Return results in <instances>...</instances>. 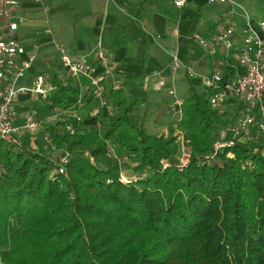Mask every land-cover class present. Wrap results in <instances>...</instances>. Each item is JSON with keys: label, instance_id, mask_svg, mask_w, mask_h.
<instances>
[{"label": "trees", "instance_id": "trees-1", "mask_svg": "<svg viewBox=\"0 0 264 264\" xmlns=\"http://www.w3.org/2000/svg\"><path fill=\"white\" fill-rule=\"evenodd\" d=\"M59 92L53 104L89 116L90 91L71 80ZM144 101L114 89L111 120L52 130L56 160L0 139V264H264L261 140L216 151L241 107L219 113L191 89L178 133L155 136ZM66 153V174L52 175Z\"/></svg>", "mask_w": 264, "mask_h": 264}, {"label": "crops", "instance_id": "crops-1", "mask_svg": "<svg viewBox=\"0 0 264 264\" xmlns=\"http://www.w3.org/2000/svg\"><path fill=\"white\" fill-rule=\"evenodd\" d=\"M15 1L12 13L25 20L15 35L26 50L22 59L36 56L19 87L30 89L35 79L43 75L49 88L47 99L29 92L19 96L15 103L18 126L23 125L29 115L42 122L46 120L49 126L64 123V126L61 124L63 129L91 125L97 122V114L111 120L115 112L110 104V93L123 89L131 101L142 95L145 98L138 107V114L150 135L171 136L181 118V105L191 89L207 97L203 81L222 62L219 49L213 55V47L204 48L192 39L197 32L210 40L218 31V21L226 7L209 5L207 0H187L182 8L175 7V0ZM250 13L255 19L264 15ZM60 47H65L72 55L87 56L95 71L68 77L61 64ZM99 49L108 58L107 67L96 59ZM176 59L180 63L178 68L174 67ZM189 69L195 73L193 78L187 74ZM97 77L104 78L103 91L101 98H94L89 116L85 110L65 109L64 105L60 117L47 116L45 103L50 100L51 91L60 90L61 85L73 80L85 96ZM102 99L106 101L105 106ZM36 102L42 103L40 111ZM78 117L83 119L81 123L77 122Z\"/></svg>", "mask_w": 264, "mask_h": 264}, {"label": "built area", "instance_id": "built-area-1", "mask_svg": "<svg viewBox=\"0 0 264 264\" xmlns=\"http://www.w3.org/2000/svg\"><path fill=\"white\" fill-rule=\"evenodd\" d=\"M186 2L175 0L174 5L182 8ZM207 3L226 7L218 21V31L212 39L207 40L197 32L192 35V39L204 48L213 47V55L219 49L223 57L222 62L203 81L207 100L213 109L241 107L237 123L223 130L227 138L226 135L222 136L216 144V151L234 147L244 140H261L264 153V15L255 19L239 0H207ZM15 4V0H0V139L20 145L18 138L23 133L37 135L43 130L44 122L29 115L23 125H16V101L25 92L47 99L49 88L43 75L35 79L32 88L19 87L20 80L34 65L36 56L22 59L26 50L15 35L25 20L12 13L11 7ZM59 51L62 67L68 77L76 78L82 73L95 71L94 64L87 56L72 55L65 47H60ZM96 59L105 67L108 66V58L102 49L98 50ZM174 67H180L177 59ZM108 73L106 70L105 74ZM187 74L190 78L195 76L191 69ZM103 81V77L93 80L90 92L95 97L101 98ZM105 105L106 101L102 99V106ZM55 121L57 119H53ZM77 122H82V119L78 117ZM66 131L73 134L75 128L68 126ZM181 137L183 141V135ZM44 140L49 141L50 135L45 134ZM108 154L114 156L112 145H108ZM229 157L234 156L229 154ZM70 158L69 153L61 157L59 168L52 171V175H65V166Z\"/></svg>", "mask_w": 264, "mask_h": 264}, {"label": "rangeland", "instance_id": "rangeland-1", "mask_svg": "<svg viewBox=\"0 0 264 264\" xmlns=\"http://www.w3.org/2000/svg\"><path fill=\"white\" fill-rule=\"evenodd\" d=\"M241 3H243L246 8L248 9V11H252L256 13L257 16L264 14V0H239ZM250 3V5H249ZM252 4V5H251ZM49 98L50 100L47 101V103H45L48 111L47 112V116L54 117V116H59V114H61L64 110V108L62 107V105H55L51 102V99H58L60 98V92L59 90H55V91H51L49 93ZM38 110H41L42 107V103H38L36 102ZM55 106H59L58 110L55 109ZM66 109V108H65ZM219 113H223L225 110H227L226 107H222L219 109H216ZM34 117V116H33ZM43 130L40 131L36 136H30V135H22L21 137L18 138V142L19 144H21L22 147H24L27 150L33 151L35 153L40 152V151H46L48 154L53 155V160H56L57 156L55 153V150H57L56 144L53 142L54 137H64L66 136L67 132L66 129H63L61 122H59L60 124H54L53 128H51V125L49 126L48 122L43 121ZM64 126V125H63ZM84 126V124H83ZM80 129H82V127ZM87 126V125H86ZM54 132H53V131ZM53 132V138L50 137L49 141H45L44 140V135L45 134H49ZM220 133L222 134L220 136V139L222 138V136L226 135L227 138V134L223 133V130L220 131ZM36 138V139H35ZM35 139V140H32ZM181 142H182V137H181ZM34 144L32 146H30L31 144ZM183 152H182V159H181V163L186 165L189 162V152L187 151L186 147H183ZM57 163V161H56ZM58 164V163H57Z\"/></svg>", "mask_w": 264, "mask_h": 264}]
</instances>
